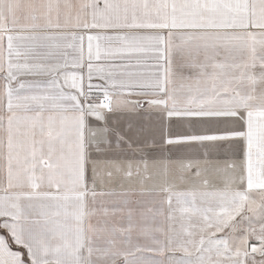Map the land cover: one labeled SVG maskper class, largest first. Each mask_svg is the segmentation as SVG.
<instances>
[{"label": "snow or ice", "instance_id": "6c2138e0", "mask_svg": "<svg viewBox=\"0 0 264 264\" xmlns=\"http://www.w3.org/2000/svg\"><path fill=\"white\" fill-rule=\"evenodd\" d=\"M0 264H264V0H0Z\"/></svg>", "mask_w": 264, "mask_h": 264}]
</instances>
